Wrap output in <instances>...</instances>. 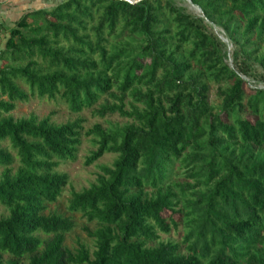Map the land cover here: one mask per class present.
Here are the masks:
<instances>
[{"label":"trees","instance_id":"trees-1","mask_svg":"<svg viewBox=\"0 0 264 264\" xmlns=\"http://www.w3.org/2000/svg\"><path fill=\"white\" fill-rule=\"evenodd\" d=\"M191 2L204 17L175 0H62L15 23L0 53V264H264V89L246 90L264 0ZM31 98L131 121L90 133L86 166L117 159L69 202L96 226L84 228L93 252L64 245L72 219L44 215L84 120H15ZM180 227V243L160 242Z\"/></svg>","mask_w":264,"mask_h":264},{"label":"rangeland","instance_id":"rangeland-1","mask_svg":"<svg viewBox=\"0 0 264 264\" xmlns=\"http://www.w3.org/2000/svg\"><path fill=\"white\" fill-rule=\"evenodd\" d=\"M62 0H1L0 2V53L5 48L6 42L10 37L11 30L15 27V23L28 11L46 10L51 11ZM135 1V0H130ZM176 4L181 7L187 14L193 17H200L201 12L187 0H175ZM212 30L217 33L223 42L226 44V51L229 56L228 62L233 64V54L235 48L231 45L226 33L214 25H211ZM252 55L247 58V69L249 77L246 78V90L252 92L254 89H264V65L261 63L264 58V38L258 40L256 46L248 48ZM1 65V62H0ZM209 102L218 107L221 103L217 96V87L211 86L209 93ZM15 120H30L43 121L50 119L56 125H65L75 122L78 119L84 120L82 131V145L79 149L77 160L62 164L59 171L68 175L69 183L64 189L63 194L54 203L47 204V209L44 215L58 214L64 218H70L75 223V228L65 236L64 245L71 251L78 250L80 245H85L90 251H94L95 243L84 232L85 227L95 230L94 224H87L85 219L80 214H73L69 211V202L73 192H82L96 183L98 175L101 173V167H111L117 159L115 154H106L92 166H86V159L91 153L97 150L95 139L90 134L97 126L103 129H115L131 123L130 120L119 117L118 115L108 116L101 119L95 115L92 110H84L81 113H72L69 108L62 103H55L49 100H40L31 98L28 102L19 103L17 108L10 114ZM17 168V163L14 165V170ZM2 169H0V174ZM169 215V214H168ZM9 212L0 205V220L7 218ZM160 242H176L180 243L182 239V227L178 230L173 229L170 235L160 234ZM155 246L157 243L149 244ZM9 256L5 255L4 260L8 261ZM22 264H28V260H24Z\"/></svg>","mask_w":264,"mask_h":264},{"label":"water","instance_id":"water-1","mask_svg":"<svg viewBox=\"0 0 264 264\" xmlns=\"http://www.w3.org/2000/svg\"><path fill=\"white\" fill-rule=\"evenodd\" d=\"M125 1H128V2H130V3H132V4H137L138 2H140L141 0H135V1H130V0H125ZM187 1H189L191 4H192V2H191V0H187ZM193 5V4H192ZM194 6V5H193ZM196 7V6H195ZM198 8V7H197ZM199 9V8H198ZM199 11L201 12V16L202 17H204V15H203V13H202V11L199 9Z\"/></svg>","mask_w":264,"mask_h":264},{"label":"crops","instance_id":"crops-1","mask_svg":"<svg viewBox=\"0 0 264 264\" xmlns=\"http://www.w3.org/2000/svg\"><path fill=\"white\" fill-rule=\"evenodd\" d=\"M0 2H1V0H0ZM1 15V14H0ZM0 22H1V19H0Z\"/></svg>","mask_w":264,"mask_h":264}]
</instances>
